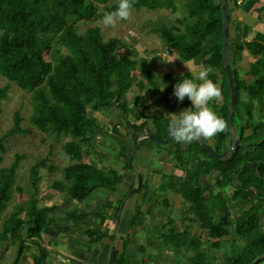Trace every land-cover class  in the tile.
Here are the masks:
<instances>
[{
    "label": "trees",
    "instance_id": "16d2710c",
    "mask_svg": "<svg viewBox=\"0 0 264 264\" xmlns=\"http://www.w3.org/2000/svg\"><path fill=\"white\" fill-rule=\"evenodd\" d=\"M176 1L135 0L132 10H171ZM229 1L226 0L231 29ZM117 3L118 0H0V80L6 82L5 86L0 87V114L11 85L15 84L21 90L32 93L31 125L54 136L56 142L63 138L69 139L59 150V154L69 159V164L63 169L64 179L54 180L49 189L65 192L76 203L63 219L57 217L58 205L40 204V186L43 181L41 170L47 169L52 173L58 170L56 165L50 163V156L30 167L29 184L24 187L18 185L17 178L26 155L16 154L9 167L1 168L0 221L15 194L18 193L22 199L6 216L0 230L1 247L7 244V249L19 242L14 264L21 263L30 246L27 242H43V235L55 236L60 229L69 232L77 226L81 233L89 237L87 252H92L93 246L108 233L107 229L103 230L107 221L103 214L78 211L77 208L78 204L92 203V199L97 198L96 193L116 191L124 180V175L119 171L104 170L85 161L96 151L97 139L103 130L91 112L98 113L112 107L123 115H135L137 123L133 127L139 128H136L130 141L121 138V150L118 152L125 159L123 170L131 171L130 157L134 141L150 119L147 111L151 102L147 101V95H155L160 87L151 62L147 58H138L136 48L119 38L106 40L99 27H90L83 34L78 32L76 27L79 22L102 20L105 12L116 9ZM182 4L184 11L179 25L182 29L180 27L177 30L156 21L149 33L156 35L163 43L162 49L177 54L182 62L205 56L203 64L213 69L209 77H221L222 99L209 106L228 124L226 132L213 138L216 143L214 150L222 154L228 152L234 143L229 128L231 87L225 70L222 2L183 0ZM229 47L237 90L233 133L241 142L238 151L229 159L216 160L201 141L188 143L186 154H183V143L175 141L171 152L175 153L173 157L176 165L185 175L163 176L155 187L143 180L138 190V193L144 191L142 201H149L153 189L159 200L157 203L150 202L151 207L144 213L141 206H137L128 223L130 232L119 237L122 249L117 248L114 264H150L151 261L157 262L158 256L173 255L175 258L183 249L190 247L194 251L184 254L186 261L180 259L177 264H208L206 250L198 252L197 245L211 243L215 254L221 248L222 241L229 237L235 242H245L242 251L230 264H263L264 234L259 237L252 234L260 230L264 216L252 213L264 209V36L257 33L255 39L249 42L231 38ZM245 51L256 59L250 64L248 72L253 78L251 83L242 79L235 67V62L242 60ZM45 54L49 55V60L45 59ZM163 78L168 86L163 92L164 96L154 102L159 107H162L168 96L170 103L176 105L178 100L173 91L177 82L195 80L188 73L177 76L167 73ZM134 87L140 94L135 95L130 103L128 94ZM191 107V101L185 97L181 108ZM169 120L166 116H154L151 124L155 131L150 134L166 139L169 135ZM23 122L21 113L16 112L14 127L0 135V165L7 153L5 142L8 138L16 133L27 134V130L22 128ZM248 130L250 135H246ZM204 142L210 144L209 140ZM212 175L215 187H232V194L222 188L224 194L226 192L225 197L220 198V194H215V189L212 191L211 183L206 180ZM168 193L177 194L184 200L181 217L191 216L197 220L200 230L207 234L206 238L192 234L190 226H185L183 230L176 227L175 220L168 215ZM124 198L115 208V219ZM231 202L242 203L248 208L242 209L241 214L234 218L229 207ZM106 206L112 209L113 203L110 201ZM221 208L223 213L219 216L217 212ZM148 219L152 225L148 224ZM155 221L160 223L153 225ZM84 222L89 225L87 229L81 228ZM139 232L150 235L157 243L154 246L139 244ZM207 238L215 241L208 242ZM36 246L39 253L32 256L31 264H47L49 251L41 244ZM220 264H226V260Z\"/></svg>",
    "mask_w": 264,
    "mask_h": 264
},
{
    "label": "rangeland",
    "instance_id": "374dc122",
    "mask_svg": "<svg viewBox=\"0 0 264 264\" xmlns=\"http://www.w3.org/2000/svg\"><path fill=\"white\" fill-rule=\"evenodd\" d=\"M182 3L183 0H177L175 6L171 10H157L155 12H151L148 10L136 11L134 9L132 10L131 17L128 20L119 22L114 28H105L101 23V20L93 23L79 22L76 28L78 32L83 34L90 27H99L106 40L114 37L119 38L133 48H136L138 52V58H147L149 60H153L152 58L154 54L157 55V48H160V46L163 47V43L156 35L149 33V30L154 26L156 21L176 29L180 28L181 26L179 27V25L182 19L181 15L184 11ZM232 10L233 7H231L229 4L231 18ZM238 18L243 19L244 17H242V15L239 13ZM248 20L250 19L248 18ZM236 22H238L237 19ZM238 23H240L241 27L245 26L243 22ZM180 29H182V27ZM230 30H233L232 26ZM256 33H262L264 36L263 30L257 29ZM163 51H166L165 48H163ZM163 51L160 55H162L163 59L167 61L165 57L166 53ZM168 56L172 57L173 54ZM45 59L49 60L48 54H45ZM154 59L156 60L153 61V64L151 65H153V70L156 75L158 74L157 82L159 81L160 87L155 95L153 93L147 95V101L150 100L149 102L153 101L154 96L157 98V100L164 96L163 92H165L167 89L168 84L164 81L163 74L167 70H173L175 72V76L179 74L181 75L182 67L180 66V63H183L180 60L175 62L174 68H166V66L161 64V57L157 58L156 56ZM235 63L239 62L237 61ZM5 85L6 82L0 80V87ZM163 87L164 90L161 91ZM137 94H140V91L134 87L128 94V101L131 103L133 97ZM165 100L166 101L162 104V107L155 105V103L151 104L148 110V117H150V119H152L154 115H163L169 117L170 113L177 114L175 111L172 112V110L174 107H181L180 105H182V102L177 101L176 105L174 106L173 103H170L169 97H165ZM180 109L182 111L187 108ZM18 111L24 118L22 128L23 130H27V134L22 135L20 133H16L8 138V140L5 142L7 153L4 155V161L0 165V169L3 167H9L14 162L16 154L26 155V159L23 161L21 168L18 171L17 178L18 185L24 187L29 184L30 167L35 162L50 156V163L56 165L58 170L53 173L47 169L41 170L43 181L40 186V204L42 206H52L54 204L58 205L59 208L57 217L59 219H63L66 212L68 210H72L76 203L71 200L65 192L60 193L57 190H50L49 187L54 180L64 179L63 169L69 164V159L66 156L59 154V150L61 146L69 139L63 138V140L61 139L60 142H56L54 136H49L47 133L41 132L31 125L30 117L33 113L32 93L21 90L15 84L11 85L8 99L3 101L2 104V113L0 114V135H3L14 127V114ZM91 115L98 119L100 124L103 126V130L100 133V137L97 139L98 147L96 148V151L93 153L90 159L86 158L85 161H89L93 165L100 166L104 170L113 169L119 171L124 175V180L116 191H104L96 193L97 198H93L92 200L94 201H92V203L89 205L78 204L77 208H79L78 211L84 210L87 212H97L99 214H103L107 219L103 230L107 229L108 233L100 243L93 246L91 250L92 252H87L89 237L86 234L81 233L77 226L76 229L70 230L69 232L60 229L56 232L55 236L43 235V242L38 240H35L34 242H27L30 246H28L26 249V253L24 254L20 264H28L29 261H32L33 255H38L39 248L36 246L37 244L43 245V247L49 251L50 256L48 258L47 264H108L109 255L113 246L112 236L117 224L116 219L114 218L115 208L119 204V201L124 196H126L127 192H129L131 186H137V175L135 173H141L143 180L148 182V185L152 187L159 185L163 176L172 174L181 177L185 175V173L176 165L177 162L173 157V155L175 156V153L171 152L174 150L175 141H171L167 145H162L156 141L146 140L148 138L142 139L139 142L140 144L137 148V157L135 156L136 160L133 170L124 171L123 168L125 159L118 155V152L121 150V138L123 137L125 141H130L133 133L136 132V128H139V126L133 127V125L137 123L135 115H123L117 109L112 107L111 109H106V111H101L98 113L91 112ZM151 122L152 120L147 121L148 125L146 124L144 131L141 132L142 134L140 133L141 136H145L143 135L144 132L150 133L153 131ZM140 134H138V136ZM187 145L188 143H183V154H186L188 147ZM213 177L214 175L211 177L208 176L206 180L207 182L211 183L213 187L212 191L215 189V194H220V198L225 197L226 192L232 194L234 190L232 187H215ZM202 181L204 183L205 179ZM221 188L226 191L225 194L224 190ZM143 193L144 191L141 193L136 192L126 201L124 211L121 215V222L118 228L119 230L116 239V245L119 250L122 249V243L120 242L119 237L130 232L128 223L137 206L140 205L144 213L147 212V210L151 207L150 202L157 203L159 200V198H156L154 189L149 195V201H142ZM106 194H108L107 198ZM166 198L169 200L168 215L175 220V225L177 228H179V230H183L185 226H190L192 234L195 233L201 237H207V234L200 230L197 220H194L191 216L181 217L183 205L185 203L179 195L168 193ZM110 201L113 203L112 209H109L106 206ZM19 202H22V199L20 198L19 194L16 193L12 203L9 204L5 212L4 218L0 221V230L6 216H8V214L13 211L15 204ZM229 207L232 217L234 218L241 214L242 209L246 210L248 208V206H245L239 202H231ZM220 211L223 213L222 208ZM252 214L264 216V209H258ZM220 215L222 214H219V216ZM94 223L97 224L96 221ZM159 223L160 222L155 221L153 225H158ZM148 224L152 225L150 219H148ZM88 227L89 225L85 222L81 224L82 229H87ZM258 232L259 233L255 232L254 235L252 234V236L259 237L264 234V217L260 222V230ZM139 233V235L137 234V240L139 244L144 246H154L153 244L157 243L150 237V235H145L141 232ZM207 240L208 242H211L209 238H207ZM224 244L227 247L224 249L223 244H221V248L215 252V256L213 252L216 250L211 249V243H204L202 245L200 243L197 245L196 250L198 252H205L206 250V262H209L208 264H212L213 259L218 256L220 257V263L226 260V264H230L237 257L236 255L242 251L241 249L243 248L245 242L242 240H237V242H235L232 238H228L225 240ZM6 247L7 244L2 245V247L0 246V264H14L18 252L19 242L15 246H8V248L5 249ZM189 251L192 253L194 249L191 247L183 249L181 251L182 253L178 254V256L175 258L173 255L158 256V261H151L150 264H177V261L180 259H184L186 261V259L183 258V255L189 253ZM149 252L151 253V251ZM144 255L145 253L142 254V257Z\"/></svg>",
    "mask_w": 264,
    "mask_h": 264
},
{
    "label": "clouds",
    "instance_id": "9594fccd",
    "mask_svg": "<svg viewBox=\"0 0 264 264\" xmlns=\"http://www.w3.org/2000/svg\"><path fill=\"white\" fill-rule=\"evenodd\" d=\"M134 3L135 0H118L114 11L103 14L101 20L103 26L114 28L119 22L128 20ZM171 61L173 60L168 62ZM189 70L192 71L190 68ZM212 71L211 67L199 70L196 80L201 81L200 83L194 82L193 79H184L174 86L173 95L178 102H183L187 97L192 103L191 108L170 116L167 131L174 141L187 144L193 141L212 140L217 134L228 130L227 121L209 106L210 103H219L222 99L221 88L209 79ZM163 90L164 87L161 91Z\"/></svg>",
    "mask_w": 264,
    "mask_h": 264
},
{
    "label": "crops",
    "instance_id": "0c3cea01",
    "mask_svg": "<svg viewBox=\"0 0 264 264\" xmlns=\"http://www.w3.org/2000/svg\"><path fill=\"white\" fill-rule=\"evenodd\" d=\"M229 4L231 7H233L232 24H231V26L233 27V30H231V32H230L232 40H234L235 37H237V39L240 41H248L249 42V41H252L255 39V36L257 34L256 33L257 29L264 31V0H230ZM239 13L242 15V17H244L243 19L238 18ZM248 18L250 20H248ZM236 19L238 20V22H243L245 26L241 27L240 23L236 22ZM235 28H236V30H235ZM162 51H163L162 46H160V48H157V52H156L157 55L154 54V56L152 58L153 60H149V59L148 60L151 62V64H153V61L156 60V59H154L156 56H157V58L161 57L160 61H161V64L163 66H166V68H172V67L174 68L175 62L180 61L178 55H176L175 53L168 52V51H163L166 53L165 57H166L167 61H165L163 59L162 55H160ZM170 54H173V56L172 57L168 56ZM168 58H171V59H168ZM169 60H173V61L168 62ZM204 60H205V56L201 57L195 61L183 62L182 64L179 62L180 66L182 67L181 74H185V73L191 74L195 79L194 82H196V83L201 82V81L196 80V74L198 73L199 70L206 68L205 65L203 64ZM255 61H256V59L253 56H251L247 51H245L243 53L242 60L238 61L239 63H236V66H235L236 69L238 70L239 76L249 83L253 82V78L248 74L250 64L254 63ZM186 65L192 70L191 72ZM152 68H154L153 65H152ZM167 73L174 74L175 72L173 70H167L163 75H165ZM176 74H178V73H176ZM209 79H211L214 83H216L219 87H221L220 86L221 85V77L220 76H216L214 79L209 77ZM155 101H157V98L154 96V99L151 102V104H153ZM180 108L181 107H178V108L174 107L172 112L175 111L177 114H179V112H181ZM154 116H158V115H154ZM160 116H163V115H160ZM170 116H171V113H170ZM166 117H168V116H166ZM149 120H153V117H152V119H149ZM152 127H153V125H152ZM153 131H155L154 127H153ZM248 131H250V130H248ZM248 131L246 132V135L251 134V132H248ZM142 137H144V136H142ZM209 143H210L209 145L212 146L213 148L216 145V143H215V141H213V139L209 140ZM135 174L137 175V173H135ZM217 213L222 214V211H220V209H218ZM258 231H259V229L256 232H258ZM225 240L222 241L224 249L227 247L224 244ZM214 241L215 240H213L212 242H214ZM214 256H215V254H214ZM220 262H221L220 257L218 256V257H216V260L213 261V264H220ZM28 264H31V261H29Z\"/></svg>",
    "mask_w": 264,
    "mask_h": 264
},
{
    "label": "water",
    "instance_id": "95a60500",
    "mask_svg": "<svg viewBox=\"0 0 264 264\" xmlns=\"http://www.w3.org/2000/svg\"><path fill=\"white\" fill-rule=\"evenodd\" d=\"M222 2V10H223V19H224V35H225V70L227 73V77L229 80V84L231 87V104H230V123H229V128L232 133V137L234 139L233 146L230 148L228 152L225 153H217L212 146L209 144L205 143L204 140H201V144L203 147L206 149V151L216 160H225L231 158L239 149L241 142L239 138L233 133V125H234V118H235V108H236V86H235V78H234V73H233V68L231 65V55H230V28L228 24V14H227V2L226 0H221ZM143 135L144 137L141 136V134L138 136L137 139L134 141L133 145V151L132 155L130 157V167L133 170V161L135 159V156L137 154V148L139 145V142L142 139L148 138L151 141H156L159 144L162 145H167L171 141L170 135L167 136L166 139H159L156 138L154 135H151L148 132H144ZM143 183V176L141 173H137V186L132 188V190L125 196V199L121 203L120 211L117 215L116 218V227L114 230V239H113V246L111 248L108 264H114L115 258H116V253H117V245H116V239H117V233H118V228L121 222V215L124 211L126 201L136 192H138L139 188L141 187Z\"/></svg>",
    "mask_w": 264,
    "mask_h": 264
}]
</instances>
